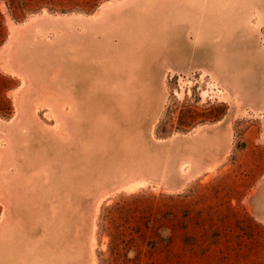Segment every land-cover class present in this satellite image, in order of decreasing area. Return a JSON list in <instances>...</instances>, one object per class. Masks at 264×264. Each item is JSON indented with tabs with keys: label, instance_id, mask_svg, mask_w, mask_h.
Wrapping results in <instances>:
<instances>
[{
	"label": "rangeland",
	"instance_id": "rangeland-1",
	"mask_svg": "<svg viewBox=\"0 0 264 264\" xmlns=\"http://www.w3.org/2000/svg\"><path fill=\"white\" fill-rule=\"evenodd\" d=\"M0 204V264H264V0H0Z\"/></svg>",
	"mask_w": 264,
	"mask_h": 264
},
{
	"label": "water",
	"instance_id": "water-1",
	"mask_svg": "<svg viewBox=\"0 0 264 264\" xmlns=\"http://www.w3.org/2000/svg\"><path fill=\"white\" fill-rule=\"evenodd\" d=\"M153 120L150 122V125L146 128L145 130V135L148 139V141H150V143H156L153 139V134H152V127H153ZM177 140H179V142L182 140L184 141V138H176L174 139L173 143L176 142ZM171 141H168V142H164V143H156L158 144V147H162L163 144H170ZM132 183H129V184H126L124 186L128 187L130 186ZM186 184V182H182V184H180V186L178 187V189L175 191V192H179L181 191L183 188H184V185ZM121 188L118 190V189H115V190H112V191H105L107 193L106 197H109L110 195L116 193V192H119L120 190H123L125 189L124 187L120 186ZM106 197H104V200L106 199ZM100 199H102L101 197H96L95 198V201H94V205H93V208H92V211H91V215H90V222H89V233H90V236L89 238H92V236L94 235L93 232H94V225L96 227V224H95V220H96V217H97V213H98V210H99V207L101 205V203L104 201H101L100 202ZM90 243V242H89Z\"/></svg>",
	"mask_w": 264,
	"mask_h": 264
},
{
	"label": "bare ground",
	"instance_id": "bare-ground-1",
	"mask_svg": "<svg viewBox=\"0 0 264 264\" xmlns=\"http://www.w3.org/2000/svg\"><path fill=\"white\" fill-rule=\"evenodd\" d=\"M226 6H227V5H226ZM226 6H225V5H222L221 2H220V3L217 2L216 4H211V5H210L212 13H218V10L221 9V7H222V8H226ZM204 7H205V6H204ZM176 8H177V7H176ZM110 9H111V8H110ZM106 11H109V10H106ZM229 11H230V10H229ZM180 14H181V13H180ZM183 14H184V15H183ZM186 14H187V12H186ZM186 14L183 12L181 16H182V17L186 16V18H187L188 14H187V15H186ZM231 14H232V13H231ZM202 15H203V14H202ZM224 15H225V14H224ZM179 17H180V16H179ZM202 18H203V17H202ZM189 19H190V18H189ZM197 19H198V18H197ZM183 20H184V18H183ZM186 20H187V19H186ZM200 20H201V19H200ZM70 21H71V20H70ZM189 21H190V20H189ZM65 22L67 23V22H69V21L66 20ZM71 22H72V21H71ZM191 22H192V21H191ZM35 23L37 24V22H35ZM189 23H190V22H189ZM192 23H193V22H192ZM201 23H202V22H201ZM201 23H200V24H201ZM194 24H195V23H194ZM124 25H125V24H124ZM83 26H84V25H83ZM119 26H120V25H119ZM124 37H125V36H124ZM66 39H67V38H66ZM69 40H70V39H69ZM70 42H71V41H70ZM65 44H66V42H65ZM70 44H71V43H70ZM93 44H94V43H93ZM67 45H68V44H67ZM97 46H98V45H97ZM93 49H94V48H93ZM101 49H102V47H101ZM106 50H108V49H106ZM85 51H86V50H85ZM98 51H99V47H98ZM98 53H99V52H98ZM116 53H117V51H116ZM95 54H96V53H95ZM97 55H98V54H96V56H97ZM81 56H82V55H81ZM115 56H116V55H115ZM117 56L119 57L120 55H117ZM100 57H101V56H100ZM107 57H108V59H109V56H107ZM77 58H79V56H78ZM84 58H85V57H84ZM84 58H82V59H84ZM116 58H117V57H116ZM75 59H76V58H75ZM108 59H107V60H108ZM118 59H119V58H118ZM77 60H78V59H77ZM79 61H80V60H79ZM81 61H82V60H81ZM86 61H87V59H86ZM84 62H85V61H84ZM107 63H108V62H107ZM71 64H72V63H71ZM103 65H104V64H103ZM72 66L74 67L75 65H72ZM69 68H70V67H69ZM70 69H71V68H70ZM101 69H102V68H101ZM74 70H75V68H74ZM77 70H78V67H77ZM104 70H105V69H104ZM71 71H72V70H71ZM71 71H70V72H71ZM78 71H79V70H78ZM85 71H87V70H85ZM106 71H107V70H106ZM67 72H68V71H67ZM70 72H69V73H70ZM72 72H73V71H72ZM87 72H88V71H87ZM107 72H108V71H107ZM76 73H77V71H76ZM80 73H81V71H80ZM84 73H86V72H84ZM72 74H73V76H74V73H72ZM104 74H106L105 71H104ZM108 74H109V73H108ZM69 75H70V74H68V76H69ZM77 75H78V74H77ZM87 75H88V73H87ZM106 75H107V74H106ZM68 76H67V78H68ZM80 76H81V75H80ZM83 76H84V74H83ZM83 76H82V77H83ZM102 76H103V75H102ZM70 77H71V76H70ZM75 77H76V76H75ZM85 77H86V75H85L83 78H85ZM71 78H72V77H71ZM86 78L88 79V77H86ZM77 79H78V77H77ZM79 79H80V78H79ZM79 79H78V80H79ZM75 80H76V79H75ZM78 80H77V82H80V81H78ZM82 80L84 81V79H81V81H82ZM85 80H86V79H85ZM86 81H88V80H86ZM86 81H85V83H87ZM80 83H81V82H80ZM101 84H102V83H101ZM79 85H80V84H79ZM86 87H87V86H86ZM99 87H100V86H99ZM101 87H102V86H101ZM70 88H71V87H70ZM93 95H94V94H93ZM96 99H97V98H96ZM96 99H95V100H96ZM90 103H91V102H90ZM126 103H127V102H126ZM28 167H30V165H29ZM143 185H144V183H143V184H137V185L131 186V187H129V189H130L129 191H131V190L134 191V189H136V188H138V187H140V186H143ZM1 238H2V237H1ZM6 246H7V245H6ZM3 247H4V246H3ZM4 248H5V247H4ZM4 248H3V249H4ZM14 248H15V247H14ZM0 250H1V249H0ZM8 250H10V248H8ZM15 250H17V248H16ZM18 250H19V249H18ZM1 252H2V251H0V256L2 255ZM8 252H9V251H8ZM10 252H11V251H10ZM9 254H10V253H9ZM3 255H4V253H3ZM6 255L8 256V254H6ZM13 255H14V254H13ZM5 257H6V256H4V258H5ZM12 257H13V256H12ZM1 258H2V257H1ZM14 258H15V257H13V259H14ZM16 259H17V261H18V258H16ZM19 259H20V258H19ZM36 259H37V258H36ZM36 259H35V260H36ZM5 260H6V258H5ZM38 260H39V259H38ZM38 260H36V261H38ZM40 260L42 261L43 259L40 258ZM0 261H1V259H0ZM10 261H11V260H10ZM15 261H16V260H15ZM15 261H13V262H15ZM36 261H35V262H36ZM8 262H9V261H8ZM13 262H10V263L13 264ZM39 262H40V261H38L37 264H39ZM42 262H43V261H42ZM3 263H4V262H3ZM6 263H7V260H6ZM6 263H5V264H6ZM10 263H9V264H10ZM32 263H33V262H32ZM40 263H41V262H40ZM44 263H45V260H44ZM1 264H2V263H1ZM16 264H17V262H16ZM45 264H48V263H45ZM51 264H53V263H51Z\"/></svg>",
	"mask_w": 264,
	"mask_h": 264
},
{
	"label": "flooded vegetation",
	"instance_id": "flooded-vegetation-1",
	"mask_svg": "<svg viewBox=\"0 0 264 264\" xmlns=\"http://www.w3.org/2000/svg\"><path fill=\"white\" fill-rule=\"evenodd\" d=\"M174 69H181V70H178V72H172V73H178V74H182L185 76L190 75L191 72L193 71V67L190 66L189 64L182 65L181 67H174ZM179 138H182V137H179ZM6 175H7V179H4L5 182L6 180H9L12 177V173L10 175L9 174H6ZM5 182H4V185H5Z\"/></svg>",
	"mask_w": 264,
	"mask_h": 264
}]
</instances>
